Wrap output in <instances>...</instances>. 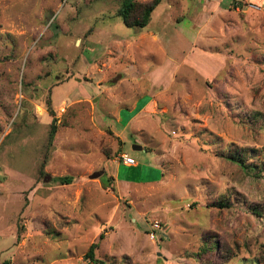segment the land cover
<instances>
[{"label":"rangeland","instance_id":"rangeland-1","mask_svg":"<svg viewBox=\"0 0 264 264\" xmlns=\"http://www.w3.org/2000/svg\"><path fill=\"white\" fill-rule=\"evenodd\" d=\"M121 1L0 0V264H264V0Z\"/></svg>","mask_w":264,"mask_h":264},{"label":"trees","instance_id":"trees-1","mask_svg":"<svg viewBox=\"0 0 264 264\" xmlns=\"http://www.w3.org/2000/svg\"><path fill=\"white\" fill-rule=\"evenodd\" d=\"M161 0H150L146 3H138L136 0H122L120 7L117 11V15L121 18L123 24L127 27H138L144 28L151 19V13L155 9V7L160 3ZM50 113L52 115V120L50 123V129L48 133V144L52 145L55 139V135L57 132V123L54 111L51 109ZM231 159L238 163L246 166L243 162L241 156H231ZM125 166V165H123ZM131 167V166H126ZM254 168V167H251ZM59 184H68L71 181V178L68 176H58L53 178ZM113 178L110 176H106L105 174L101 177V182L104 187L112 186ZM229 203L227 201L220 200L219 202L213 203V207L217 208H227ZM100 238L103 237V234H100ZM99 243L93 242L89 245L87 251L84 254V258L90 261L93 264H106L104 261L97 259L95 257V250L98 248ZM217 245L215 239L213 240L211 235H208L203 238V244L200 248V251L195 252L193 257L201 261L205 264H212V258H210V254L217 250Z\"/></svg>","mask_w":264,"mask_h":264},{"label":"built area","instance_id":"built-area-1","mask_svg":"<svg viewBox=\"0 0 264 264\" xmlns=\"http://www.w3.org/2000/svg\"><path fill=\"white\" fill-rule=\"evenodd\" d=\"M119 159L121 160V162L125 165V166H135L137 164V162H135L134 158L131 157L128 153L126 152H121L119 154ZM159 223L157 221L153 222L151 225V232L150 235L153 238L154 233L153 231L159 228Z\"/></svg>","mask_w":264,"mask_h":264},{"label":"crops","instance_id":"crops-1","mask_svg":"<svg viewBox=\"0 0 264 264\" xmlns=\"http://www.w3.org/2000/svg\"><path fill=\"white\" fill-rule=\"evenodd\" d=\"M150 102V101H149ZM148 102V103H149ZM148 103L145 105V106H147L148 105ZM136 105H138V102H137V100L135 101V107H136ZM131 108V107H130ZM132 108H133V106H132ZM131 108V109H132ZM144 111V108L143 107H141V108H139V110H138V112L136 113V115H138V114H140L141 112H143ZM133 118V117H132Z\"/></svg>","mask_w":264,"mask_h":264},{"label":"water","instance_id":"water-1","mask_svg":"<svg viewBox=\"0 0 264 264\" xmlns=\"http://www.w3.org/2000/svg\"><path fill=\"white\" fill-rule=\"evenodd\" d=\"M133 149H135V150H141V146L134 145V146H133Z\"/></svg>","mask_w":264,"mask_h":264}]
</instances>
